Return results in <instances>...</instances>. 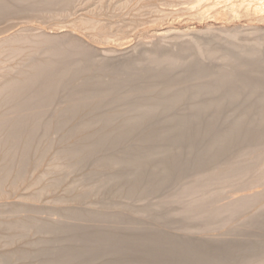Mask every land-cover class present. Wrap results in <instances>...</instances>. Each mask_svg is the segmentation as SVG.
<instances>
[{
    "label": "bare ground",
    "instance_id": "obj_1",
    "mask_svg": "<svg viewBox=\"0 0 264 264\" xmlns=\"http://www.w3.org/2000/svg\"><path fill=\"white\" fill-rule=\"evenodd\" d=\"M48 1L50 2V0ZM73 2L74 0H61L59 4H55L52 0L50 4L54 3L56 5V8L54 7L56 12L52 11L50 13L54 12V16L56 13V15L59 14L58 18L62 14L69 15L70 12L69 14L67 12L71 11L70 7ZM227 2L234 6H236V3L245 4L247 7L251 5L249 7H253L255 11L264 12V0H227ZM35 3L36 0H0V21L3 20L2 18H9L8 16L16 12L26 14L34 6L37 7ZM83 3L81 4L85 5ZM52 4L50 8L53 10ZM151 6L146 7V4H144L146 9L151 8ZM230 7L232 6H229L228 9ZM47 11L45 13H48ZM136 11L139 12V10ZM136 11L134 12L136 13ZM35 14L33 16L36 18ZM47 15L49 16V14L45 16ZM134 16L136 17V15ZM131 19L129 18V20ZM81 23L82 21L79 24ZM84 23L83 25H85ZM130 23H133V21H130ZM94 24L95 22L90 27L89 25L86 26L91 30L98 29L99 27L92 29ZM99 24L97 25L99 26ZM76 25L75 27H77ZM113 25L109 26L114 28ZM118 25L120 26V24ZM120 27L121 30L125 28ZM129 27L127 28L128 31ZM81 28L82 31L85 29L83 26ZM106 28L103 29L108 31L109 34L110 29ZM77 29L79 28L77 27ZM76 30L73 34L78 32H75ZM34 31L32 29L31 32L22 30L9 38L0 40V112L11 110L14 114H17L14 118L10 117L11 119L9 117V119H2L3 116L0 118V190L3 187L6 189V186L12 188L20 183H26L29 190L27 191L28 194L24 193L27 195L25 197L26 203L10 201L13 203L11 212L13 210V212L17 211L16 213L20 214L21 212L19 213L18 210L23 207L32 209L37 204L48 201L51 204L63 205L64 208H61L62 210L59 208L61 213H58V215L61 214L66 217L84 216L85 218H92L93 216H101L106 219H113L115 214L126 217L123 214H129L130 211L122 205L121 202H124L121 201L122 199H135L136 201V198L141 199L151 193L152 195H159L165 188H168L166 186L173 183V181L176 182L175 179L182 177L183 174L181 173L186 171L187 175L188 171L195 174V177L193 176L195 184L190 189L188 188L185 193L184 189L181 190L188 196L196 195V199L187 208L186 206L182 207L185 210H179L181 215L177 213V217L180 216V219L184 217L183 221L185 218H190L193 213H197L193 214V216L196 215V219L199 220L202 217L210 220V222L208 221L209 224L216 227L214 223L221 214H224L228 218V220L226 219V227H231L229 225L234 226L233 223L237 222L239 217L242 219L243 213L253 215L254 212L257 213L254 210H260L264 207V193H261V195L260 193L255 194L256 185L253 190L251 188L254 184L250 186L252 183H257L261 184L264 189V69L261 66V58L260 60H257L259 59L257 58L256 61L254 60L255 62L253 61V69L248 68L251 71L250 74L247 73L248 71L246 72L245 60L242 59L243 63H231V66L234 65L235 67L236 65V68L231 70L230 67L231 71H227L228 73H225L224 77H219L222 74L221 72H219L220 75L217 74L218 76L213 74L212 79H208L207 84H205L206 80H203L205 85L202 87L199 85L200 88L197 87L196 91L185 90V88L182 91L180 88V94L177 97L176 86L169 83L172 75L168 77V74L170 73V67H176V63L183 60L182 56L184 54L181 56L180 53H176L177 51L174 52L172 45L166 48V45H163L164 47L161 48L158 43L159 47L149 48L151 53L158 58L167 60V62H164L165 64L169 62L168 66H162V68L167 67L169 73L165 70L154 71L157 67L152 68L153 71L149 70L147 74L143 72V74L145 73V79L142 85L138 73H135L134 75H138L134 76L128 72L132 70L130 68L133 62L121 63L116 67L110 66V63V65L100 64L94 66V52L96 51L90 52L91 50H88L90 47L86 48L82 44V39L86 34L77 33L81 36L84 35L81 39V36L80 38H74L71 33L73 39L69 41L67 39V42H64L65 44L60 43L56 45V48L53 47L54 49L45 52L43 56L35 57L38 43H41L42 40L44 42L48 40V36L46 35L47 38L45 37L44 40L45 34L42 38ZM95 31L97 32V30ZM95 31H93L94 34ZM37 32L39 33V31ZM70 32L72 31L70 30ZM100 36H103V34ZM48 42L50 41L48 40ZM254 43L257 44L255 41ZM202 50L204 49L202 48ZM191 51H193L192 47ZM98 52H100V49ZM108 52L109 49L103 53L107 54ZM29 58L34 59H32L33 62H30L32 64H28L26 68H19V65ZM137 59L139 60V58ZM233 59L231 58V62ZM191 60L188 61L189 64H191ZM227 60L230 61L228 58ZM234 61L237 62V59ZM201 64L203 65V63ZM185 65L183 64L182 67L186 68ZM194 65L196 66V64L189 65V69H186L190 72L194 70L195 80H202V78L209 76L201 68L195 70ZM200 67L202 66L200 65ZM131 72L135 71L132 70ZM196 86H198L197 83L195 89ZM238 86L243 88L240 91L244 92L246 96L250 91L257 93L250 94V97L246 98L250 102H255V106L259 103L258 107L251 109L253 112L256 111L254 118L245 114V106L243 112L239 110L236 117H232L231 112L229 116L232 119L225 115V112H227L225 106L230 105L229 102L239 100L242 97ZM208 91L209 93L214 91V93L216 92L215 95L218 93L222 98L218 100V97L216 100L212 95L213 101L211 99L207 103L200 102V100L195 101V98L206 95ZM63 97L68 99L70 105L63 110L64 114L62 115L53 116V113V117H49V115L47 117L44 113L39 112L40 114L36 113L37 115L34 116H29L31 114L24 116L26 112L28 114L30 110L33 111L41 103L53 105ZM109 98H113V103H108L111 104L110 106L107 104ZM150 99H153L156 103L154 102L155 104L152 105L151 102L153 101L150 102ZM244 102L246 103V101ZM184 103L194 104V106L181 111L182 108L179 109V106L181 107ZM225 103L227 104L223 106ZM59 110L56 109V112ZM108 111L109 114L111 113L110 115L105 114H108ZM132 141L133 144H131ZM221 159H224L223 164L219 163ZM236 183L249 184L251 192L254 191L253 196L252 194L249 195L250 193L245 189L248 192L247 196L244 195L246 192H243L242 195L244 196L240 198H238V193L237 195L234 194L238 199L234 203L231 201L230 204L233 203L231 205L228 202V205L225 201H223L225 203L218 201V196H224L221 194V190L210 194L211 189H220L221 187L223 190L225 187L222 186H229L234 191V184ZM235 189L237 190L236 187ZM147 193L149 194L147 195ZM86 196L91 206L88 210L80 206ZM230 197L232 196H229L228 199H232ZM214 199L218 200L215 201ZM228 199L225 200L228 201ZM125 202H128V200ZM225 204L227 207H225ZM126 205H129V203ZM6 206L9 207L8 204ZM147 209L149 208L147 207ZM13 212L12 215L16 214ZM241 212L243 213L240 215ZM260 215L263 217V213ZM121 217L116 219L118 220ZM156 217L153 218L154 223H151L163 227L167 225L164 222H167V218H164L161 222L163 217L161 219H158L160 216ZM182 224L180 223L181 226ZM262 225L264 226V221ZM72 227L74 226L72 225ZM178 228L180 229V227ZM212 228L210 229L209 226L208 230L212 231ZM128 231L117 233L112 229L80 230L76 227L67 230L62 226V223L59 225L48 220L41 222V219L37 221L32 217L21 218L20 216L12 220L3 219L0 220V251H3L0 254V264H8L12 261L14 263L19 261V264L21 262V264H75L80 260H82L80 263L84 264L86 261L90 264H186L188 261L183 260L185 256L181 257V253L184 252L185 248H192L189 249L193 253L192 264L193 262L194 264H217L225 261L229 264L227 260L229 262L232 260L231 264H233V260L235 261L237 258V251L233 250L229 243H225L222 248L218 246L220 249H215L216 252L209 253L204 244V246L198 244L199 248L193 247L191 243L194 242H191V240H189L190 243L180 244L176 236L170 234L162 235L152 230L146 234L143 232L145 235L142 237L137 228ZM245 244L247 245V243ZM259 249V246L247 247L242 252H254ZM245 254L243 257H245ZM248 254L252 255L251 253ZM170 260H172L171 263H169ZM188 260L190 261V259Z\"/></svg>",
    "mask_w": 264,
    "mask_h": 264
},
{
    "label": "rangeland",
    "instance_id": "obj_2",
    "mask_svg": "<svg viewBox=\"0 0 264 264\" xmlns=\"http://www.w3.org/2000/svg\"><path fill=\"white\" fill-rule=\"evenodd\" d=\"M51 1L52 0H50V2ZM55 1L53 0V2L55 4H57V3L59 4L61 2V0H57V2H55ZM75 1H76V3H75ZM44 2H46V3H44ZM48 2H49L48 0H36L35 5H37V7L34 6L33 7L34 10L32 9L31 11H28L26 14H24L23 12H16L15 14H11L12 17L8 16L9 18H2L4 21L3 20L0 21V29H1L0 40L2 38L3 39L7 38V37L9 38L13 34L15 35L16 33L21 32L22 30H26L28 32H31V29H32V31H34L33 29H35V30L39 31V33L37 31H34V32H36L40 37L42 36V38H43V36L45 34L43 39L45 40V37L47 35L48 38L47 37L46 38L50 41V42H48V40H45V42H44L42 40L43 41V42L41 41L42 44L39 42L40 43V45H39V43H38L37 49H36L37 52H36L35 57H41L40 55L43 56V54H45V52H49L50 50L56 48L57 47L56 45H58L60 43L63 44L64 42H67L66 41L67 39H68V41L70 39H73L71 37V35H73L74 38H76V37L80 38V36L82 34H86L85 35L86 38L83 37L84 35L81 36V39L83 37V39H82L83 43H82V41H81V43L84 44V46L86 48L92 47L91 49L88 48L89 51L91 50L90 52L96 51V52H94V55H95L94 60H93L94 66L95 65L99 66L100 64L102 65V64H109L110 63L111 64V65L109 64L110 66L116 67L121 63L133 62L130 69H132L135 72H131L132 70H130V69H129L130 71H128V72H129V74H132V75H134L135 73H138L139 77L141 78L140 83L142 85L144 84L145 73L147 74L149 72V70L153 71V69H155L156 67L157 68L154 71H164L165 70V71H168V73H169V70H170L171 74L169 73L168 77H170V75H172L173 77L171 76V78L169 79V83L174 84L176 86L177 97L180 94L179 90L182 89V91H183V88H185V90L190 89L192 91H194V90L196 91L197 87H199V85H200V87H202L205 84H207V80L212 79V77L215 74H216L215 76H218L222 73L219 77H224L223 75H226L229 71L236 68V65H235V67H234V65L233 66H231V65L234 63L238 64L239 62H242V59H243V61L245 60L244 63L246 64L245 67L247 69H245V68L244 69L246 70V72L248 71L247 73H249V72L251 73L250 70H251V68L253 69L252 65L256 61L257 58H259L257 60H260V58H261V60H260V61H262L261 66H263L262 68L264 69V63H263L264 62L263 61V59H264V12L259 13V12L255 11L253 9V7H249L251 5H249L247 7L245 4H240V3L237 4L236 3V6H234V5H231L230 2H227V0H104V1L103 0H84V1L80 0V2H79V0L78 1L74 0L70 9H71V11L74 8L75 9L72 12L70 10L67 12L68 14L70 12V14H69L70 16L64 14L65 15V17H64V15L62 14L58 18L59 14L56 15L57 14L56 13L54 16V12H56L54 10V7L56 8V5L54 3L53 4L51 3L52 7H53V10H52V8H50L51 4H50V2L49 3ZM77 2H79V3H77ZM83 2H85V3H83ZM81 3H83L85 5H82ZM227 3H229V4H227ZM80 4H81V6H80ZM144 4H146V7L152 5L151 6L152 9L150 7H148L146 9V7H144ZM79 6L82 8H80ZM229 6H232V7H230V9H228ZM233 6H234V8H233ZM115 7H117V8H115ZM77 8H79V9H77ZM83 8H85V9H83ZM46 9L50 10V11L48 12ZM110 10H112L113 12ZM136 10H139V12H137ZM45 11H47L48 13H45ZM52 11H54V12L50 13ZM134 11H136V13H138V14H136ZM82 12L83 13L85 12L86 15L83 14ZM30 13H32V14H30ZM34 14H35L36 18L33 16ZM46 14H49V16L48 15H47L48 17L45 16ZM52 14H53V17L55 19L52 17ZM43 15H44V17H43ZM133 15H136V17L134 16L136 19L133 17ZM140 15H141V17H139ZM40 17H41V19H40ZM24 18L25 19L27 18L28 20L27 19L25 20ZM48 18H49V20H48ZM129 18L130 19L132 18V19L129 20ZM6 19L7 20L10 19V20L7 21ZM37 19H38V21H36ZM43 20L44 21L46 20L47 22L45 21V23H43L44 22ZM88 20H89V23H91V24H93L95 22L96 25L94 24L95 27H94V25H92V27H93L92 29L99 27L100 29L98 28L95 30H97V32L100 35L103 34L104 37L100 36L95 30L88 29V26H86V25H89V27L91 26V24L88 23ZM79 21L80 22L82 21V23L79 24L80 23ZM130 21H133V23H130ZM3 22L5 23V26H4ZM83 22H85L84 23L85 25H83ZM114 22H116V23H114ZM123 22H125V23H123ZM7 24H10V25L8 26ZM97 24H99V26ZM108 24L109 25L115 24V25H113L114 28L110 27ZM116 24H117V26H116ZM118 24H120V26H123L125 28H123V30L119 29L120 26ZM125 24H126V26H125ZM75 25L79 29H77V27H75ZM100 25H102V26H100ZM15 26H17V27H15ZM82 26H83V28L87 29L88 31L85 29L82 31V28H81ZM105 26L106 27L108 26V27L106 28ZM131 26H133V27L131 28ZM128 27H129V31L127 29ZM6 28H8V29H6ZM71 28L76 30L75 32L78 31L77 33H79L81 35H78L77 33H74L75 34L74 35L73 34L74 30ZM101 28H102V30H101ZM103 28H106L108 30L110 29L109 34H108V31H106ZM70 30L72 32H70ZM93 31L96 32L95 34L98 37L94 34ZM5 32H6V34H5ZM104 32L107 34H105ZM8 33H10V34H8ZM90 34H91V36H90ZM6 35H8V36H6ZM92 35L94 38L92 37ZM105 36H106V38H105ZM228 36H229V38H228ZM50 37H51V39H50ZM87 38L89 39V41ZM55 39H56V41H55ZM94 39H96V40H94ZM46 41H47V43H46ZM52 41H54V42H52ZM254 41L257 44H255ZM56 42H58V43H56ZM158 43H159L161 48H163L165 45H166L165 48L170 47V45H172L171 47L174 48V52L177 51L176 53H180L181 56L184 54L182 56L184 61L180 60L178 63H176L178 66L177 65H175L176 67L172 66L174 69L171 67L169 70L166 69L167 67L162 68V66H164V65L168 66L169 62L167 64H165L164 62H167V60H165V59H163L164 61L161 60L162 58H158L157 56L152 54L151 49H149V48H153V47H159ZM245 43H246V45L247 44L248 45L246 46ZM258 44L260 46H257ZM176 45H177V47H176ZM254 45L256 46V48ZM38 46H39V48H38ZM243 46H245V47H243ZM249 46H251L252 48ZM191 47H192L193 51H191ZM104 48H106V49H104ZM202 48L206 51L202 50ZM99 49H100V52H98ZM108 49H109L108 53H110V54L103 53V52H107ZM256 49L258 52L256 51ZM101 50H102V52H101ZM105 50H107V51H105ZM213 50H214V52H213ZM132 51L133 52L135 51V53H133ZM202 51H203V53H202ZM121 52H123V53H121ZM198 52H199V54H198ZM231 52H233L232 53L233 56H236V57H233V56L230 57V55H232ZM260 52H262V53H260ZM133 54H134V56H132ZM242 54H243V56H242ZM258 55H259V57H258ZM153 56H154V58H153ZM238 56H239V58H238ZM241 56H242V58H241ZM250 56L253 58H251ZM110 57H112V58H110ZM194 57H195V59H194ZM136 58H139V60L138 59L136 60ZM196 58L198 59V61ZM227 58L230 59V61L227 60ZM231 58L232 59L234 58L232 62H231ZM32 59L29 58V59L25 60L24 63L19 65V68H24V67L26 68L28 64L31 65L32 63L30 64V62H33V60H34V59L33 60ZM193 59L196 61V63ZM236 59H237V62L234 61ZM189 60H191V64H189V62H188ZM239 60H241V61H239ZM96 61H97V63H96ZM247 61H248V63H246ZM199 62H200V64H199ZM226 62H228V63H226ZM201 63H203V65ZM23 64H25V65H23ZM183 64L184 65L188 64L187 66L185 65L186 68H188L189 65L196 64L197 67L195 65L193 66L195 68V70L197 68H201L202 70L206 71L209 76L204 78V79L202 78V80L201 79L195 80V76H193V74L195 73L194 70H193V72H192V70L190 72V70H187L186 68L182 67ZM138 65H140V67H138ZM200 65L202 67H200ZM177 67H179L180 69ZM248 68H250V70ZM147 69H148V71H147ZM143 72H145V73L143 74ZM219 72H221V73H219ZM252 72H253V70H252ZM191 73H192V75H191ZM138 74H136L134 76H137ZM186 74H188V75H186ZM172 78L174 80H171ZM203 80L204 81L206 80L205 84H203ZM208 82H209V80H208ZM196 83L198 86H196V89H195ZM240 87L238 86L239 92H241L243 89L242 87L241 88ZM240 89H241V91H240ZM238 90L236 92H238ZM243 91H245V90H243ZM239 92H238V94H239ZM207 93H206V95L205 94L202 95V97H200L201 96L200 95L198 98H195V101L200 100V102L207 103V102H209V99H211V101H213L214 98L216 100L218 99V97H219L218 100H220L222 98V96L219 95L218 93H217V95H215L216 92L214 93V91L213 92L210 91V93L208 91ZM243 93L241 94L242 95L241 99L236 100V101L233 100L231 103L229 102L230 105H228L227 103L223 104V106L227 104L225 106L227 109V112H225V115L228 116L229 119H232V117H234V116L236 117L239 113V110L242 111L245 108H246L244 110L245 114H248V115H250L251 118H254L253 116L255 115L256 111L253 112L251 109L253 107H256V106L258 107L259 103H258V105L255 106V102L251 101L252 102V104H251V102L246 98L250 97L249 96L250 94L253 95V94H257V93H255V92L252 93V91H250L248 93L246 92L247 96L245 93L243 95ZM212 95L214 98L212 97ZM63 98H60L53 105H46L45 103H41L34 108L35 110L33 109L34 112L32 110H30L31 113L28 112V114H27V112H26L25 113L26 115H24V116H28L29 114H31L29 116H34V115H37L36 113L40 114L39 112L44 113L46 116L49 115V117H53V116L60 115V114L62 115V114H64L63 110L67 109V106L70 105V102L68 101V99L67 98L63 99ZM110 99H111V101H110ZM107 100H109V101H107ZM107 100H106L107 104L109 102L111 104L113 103V98H109ZM151 101H153V99H150V102ZM243 101H246V103L244 102L245 103L244 104ZM154 102L155 101L151 102V104L153 105L156 103V102L155 103ZM236 102H239V103H236ZM192 103H195V102H192ZM151 104H150V106H151ZM54 105H57V106H54ZM193 106H194V104L189 105V103H184L181 105V107L179 106V109L182 108L181 111H183V110L185 111L186 109L188 110L189 108H191ZM244 106H245V108H244ZM241 107L243 109H240ZM232 108L234 110H231ZM56 109L57 110L60 109V110L56 112ZM247 110H250L252 112L247 111ZM5 111L0 112V115L2 114L0 116V118L3 116L2 119H9L10 117L14 118L17 115V114H14V112L11 110L10 111L5 110ZM53 113H54V115H53ZM105 114L110 115L111 113L109 114V111H108V114L107 113H105ZM229 114L230 115L233 114V116L231 117V116H229ZM126 115H130V114H126ZM131 144H133V141L131 142ZM223 160L224 159L219 160V163L221 162L223 164V162H224ZM186 172L181 173V174H183L182 177H178L177 179H175L176 182L173 181V183L169 184L170 186L169 185L166 186L168 188H165L164 191L159 195H155V194L152 195V193L149 194L150 193L149 192V193H147V195L149 194L148 196L145 195L141 199L136 198V201L138 200L137 202L135 201V199H122L121 201H124V202H121V203H123L122 205H124L130 211V213L129 214H123L127 218L124 216L121 217V214L120 215L115 214L114 215L115 219L114 218L113 219L112 218L106 219V218L101 217V216H93L92 218H85L84 216L66 217V216H63L61 214L58 215V213H61V210H62L61 208H64V206L61 204H51L48 201H43V202L37 204L41 207L36 205L35 208H32L33 211H32V209L23 207V208L18 210L19 213L20 212L21 213L17 214L16 213L17 211L13 212V210H12L13 213H16V214H13L14 215L13 216L12 212H11L13 203H11V202L14 201V203H15V201H16V203H26L25 197L27 195H25V194H28L29 192H27V191H29V190H28V186H26L27 185L26 183H20L18 185H15L12 188H10L9 186H6V189H4L5 187H3L0 190V207L3 208V209L0 208V216H1L0 220H3V219H5V220L11 219L12 220V219L19 218L20 216H21V218L32 217V218L36 219L37 221H40V219H41V222L48 220L52 223L59 224V225H61V223H62V226L64 228H66L67 230L73 229L75 227L79 228L80 230H82V229L83 230H91V229H102V228H104L107 230L112 229V231H115V232L117 231V233H126L128 230L129 231L136 230V228H137V231L140 233V235L142 237L146 233H148L149 231L153 230V231H155L159 234H162V235H169L170 234L172 236H176V238L179 240L180 244L190 243L189 240H191V242H194V243H191V245H193V247H195V248H199L201 245L202 246L206 245V249L208 248L207 252H209V253L214 252V251L216 252L218 249H220L219 247L222 248L225 245V243L226 244L229 243L232 246L233 250L237 251L236 252V254H237L236 260L237 261L233 260V264L234 263L235 264H238V263L239 264H256V262H257V264H264V226L262 225V222L264 221V211H263L264 207L262 209L260 208V210L257 209L258 211L254 210L257 213H255L253 211L254 212L253 215L247 214V215H249L248 217L243 212L239 213L240 215L243 213L242 219H241V217H239L240 216L239 215L238 221L233 223L235 225L234 226H232V224L229 225L231 227H226L228 218H226L224 216V214H221L218 217V219L216 220L217 223L213 222L214 224H216V227H215V225L212 226V224H209L210 220L204 219L202 217H201L202 219L201 218L199 220L196 219V217H195L196 215L193 216V214H197V213H193L190 216V218H188V219L185 218L183 221L182 219L184 217L183 218L181 217V219H180L179 218L180 216L177 217V213H178V215H181V213L179 214V212H180L179 210L182 209V207H184V206H186V208H187L188 206L191 205V203L193 204L194 199H196V195H189L190 196L189 197L187 194H184L188 190V188L190 189L191 186H193L195 184V181H194L195 179H193L195 177V174H193L192 171H188V175H187ZM172 184H173V186H172ZM240 184L242 186H239L240 187L239 188L237 185H240ZM253 184H254V186H252ZM243 185H245V186L243 187ZM255 185H256V187H255ZM250 186H252V188ZM250 186H249V184H246V183H244V184L236 183V184H234V191H232L233 189L232 188L230 189L229 186H222L223 188L225 187L223 190L221 189V187H220V189H218V188L211 189L210 194H212L213 192L214 193L219 192L217 190H221L222 192L224 191L223 193L221 192V194L224 196L223 197L218 196L219 200L218 199L217 200L222 201V202L225 201L226 204H228V202H229V204H230L231 201L234 203V201L236 199H238L244 195L247 196L248 192L250 193L249 195L252 194V196H253L254 191L251 192V189L252 190L254 189L253 187H255L254 190H256L255 194L260 193V195H261V193L262 194L264 193V189H263V186L261 184L252 183ZM261 186H262V188H261ZM26 187H27V189H26ZM235 187L237 188V190L235 189ZM23 188H24V190H23ZM13 189H14V191H13ZM166 189H167V191H166ZM181 189L182 190L184 189V193ZM227 189H229V190H227ZM248 189H250V190H248ZM6 191H8V192H6ZM230 191H232V192H230ZM243 192L244 193L246 192V194L242 195ZM237 193H238V198H237V196H235V195H237ZM233 195H234V198H233ZM20 196H21V198H20ZM229 196H232V197H230L232 199H228ZM143 198H144V200H143ZM149 198H151V199H149ZM190 198H192L193 200H191ZM225 199H228V201H226ZM127 200H128V202H125ZM217 200H215V201H217ZM140 201H142V202H140ZM47 202L50 204L48 205ZM225 202H223V203H225ZM128 203H129V205H126ZM233 203H231V204H233ZM7 204L9 205L10 208L6 206ZM226 204H225V207H227ZM80 206H82L83 209L87 208V210L91 208L87 196L83 198ZM46 207H48L50 209H47ZM147 207L149 209H147ZM39 208H42V209H39ZM53 209L54 210L56 209V210L54 211ZM183 210H185V209L183 208L181 211H183ZM261 210H262V212H261ZM35 211H37V212L35 213ZM48 211L50 212V214H48L49 213ZM28 212H30V213H28ZM155 213H157L158 215ZM261 213H263V217L260 215ZM29 214H31V215H29ZM117 215H118V217H121L118 220L116 219V218H118ZM138 215H140V216H138ZM152 215H154V216H152ZM245 215H246L247 219H246ZM156 216H158V217L160 216V218H158V219H161V217H163L162 221L159 220L161 222H163L164 218L168 219V220L166 219L167 222L164 221L167 224L166 225L167 228H166V226L163 227V226L158 225V224L156 226V224L155 225L153 224L154 223L153 218H155ZM250 216H252V217L250 218ZM14 217H16V218H14ZM135 217H136V219H135ZM198 217H199V215H198ZM224 217H225V219H224ZM138 218H140V219L138 220ZM243 218L246 220L244 221ZM56 221H58V222H56ZM221 221H223V222H221ZM151 222H153V223H151ZM250 222H251V224H250ZM180 223L181 224L184 223V224H182L183 228H181L182 226L180 225ZM211 223H212V221H211ZM69 224H70V226H69ZM72 225L74 227H72ZM79 225H80V227H79ZM208 225L210 226V229L212 227H214V228H212V231L210 229L208 230V227H209ZM223 225H225V226H223ZM161 227H163L164 230ZM178 227H180V229ZM132 228H135V229H132ZM195 228H196V230H194ZM197 228H199V229L197 230ZM178 229L181 231H179ZM214 230H215V232H214ZM245 243H247V245ZM260 243H261V245H260ZM196 244H197V246H196ZM256 244H259V245H256ZM246 246L247 247L259 246L260 249L258 251L257 250L254 251V252H252V251L242 252L244 250V248H247ZM210 248H212V250H210ZM189 249H192V248H185L184 252L181 253L182 254L181 257L185 256V258L183 260L184 261L186 260V262L188 261L186 264H189L190 262H191L190 264H192V258H193L192 254L193 253ZM215 249H217V250H215ZM2 253H3V251H0V254H2ZM248 253H251L252 255H249ZM190 254H191V256H190L191 258L189 257ZM238 254H239V256H238ZM244 254H245V257H243ZM248 257H250V258H248ZM188 259H190V261ZM80 261H82V260H80ZM80 261L78 263H75V264H81L82 262L80 263ZM171 261L172 260H170L169 263H171ZM231 261L229 262V260H227V262L229 264H231ZM15 262L16 263H14V261H12V262H9L8 264H11V263L17 264L19 261H15ZM225 262L217 263V264H227ZM82 264H84V263H82ZM85 264H90V263L88 261H86ZM193 264H194V262H193ZM207 264H211V263H207Z\"/></svg>",
    "mask_w": 264,
    "mask_h": 264
}]
</instances>
